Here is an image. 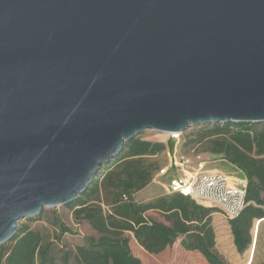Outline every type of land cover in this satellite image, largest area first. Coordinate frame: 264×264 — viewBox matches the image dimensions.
Returning a JSON list of instances; mask_svg holds the SVG:
<instances>
[{"label":"water","instance_id":"obj_1","mask_svg":"<svg viewBox=\"0 0 264 264\" xmlns=\"http://www.w3.org/2000/svg\"><path fill=\"white\" fill-rule=\"evenodd\" d=\"M264 121V0H0V243L146 130Z\"/></svg>","mask_w":264,"mask_h":264},{"label":"trees","instance_id":"obj_2","mask_svg":"<svg viewBox=\"0 0 264 264\" xmlns=\"http://www.w3.org/2000/svg\"><path fill=\"white\" fill-rule=\"evenodd\" d=\"M190 142L204 143L206 151L223 158L247 179L248 204L239 216L229 219L234 244L243 254L253 243L255 220L264 218V121L202 125ZM166 148L163 142L133 137L100 168L86 190L67 203L75 218L86 220L99 236L86 237L87 243L74 251L62 249L61 264H148L142 251L159 255L178 240L183 258L198 253L208 264H228L216 248V207L199 204L180 192L137 200L136 194L162 167L150 158ZM152 212L160 213L164 221L152 217ZM56 224V242L63 246V236L74 231L59 217ZM217 240L231 249L228 227L217 231ZM53 244L41 230L21 225L11 239L0 243V264H59Z\"/></svg>","mask_w":264,"mask_h":264},{"label":"rangeland","instance_id":"obj_3","mask_svg":"<svg viewBox=\"0 0 264 264\" xmlns=\"http://www.w3.org/2000/svg\"><path fill=\"white\" fill-rule=\"evenodd\" d=\"M200 126L202 125H191L185 131L179 133L161 132L149 129L140 134V136L145 139L160 141L167 145L164 152L150 158V161H154L160 166H166L175 156L184 154L191 159V164L182 168L180 174L185 173V170H199V164L202 163V170L220 171L234 178V181H244L247 185V181L244 179L243 173L239 169L227 163L220 156L206 151L204 143L193 145L190 142V139L195 137V133ZM171 174H173L172 171ZM168 178L169 177H157L154 175L151 183L136 194L137 200L148 201L166 194ZM244 182L242 183L244 184ZM41 214V216L38 214L21 220L19 227L25 224L29 225L31 228L41 230L46 240L54 243L53 254L59 264L62 263V249L74 251L77 245H85L87 243L86 237L95 236L98 238L99 236L98 232L95 231L86 220L75 218L72 208L67 204L47 206ZM151 216L158 220H164L163 216L158 212H152ZM56 217H59L63 223L71 227L74 231V233H66L63 236V246L61 243L56 242L55 238L58 233ZM213 224L216 234L218 230L224 227L229 228L230 242L232 245L231 249H227L220 242L217 246V250L228 264H245L248 261V264H264V220H256L254 222V227L252 229L253 243L243 254L239 253L236 249L229 225V219L219 213L214 217ZM183 250L184 249L180 245V240H178L173 248H168L159 255H152L146 251H142V254L148 264H208L198 253L188 258H183L181 256Z\"/></svg>","mask_w":264,"mask_h":264},{"label":"built area","instance_id":"obj_4","mask_svg":"<svg viewBox=\"0 0 264 264\" xmlns=\"http://www.w3.org/2000/svg\"><path fill=\"white\" fill-rule=\"evenodd\" d=\"M190 162L188 156L177 155L155 175L169 177L167 182L169 193L180 192L199 204L216 207L228 219L239 216L248 204L246 184L234 181V178L220 171L202 170V163L199 164V170H185V173L180 174L181 169L191 164Z\"/></svg>","mask_w":264,"mask_h":264},{"label":"crops","instance_id":"obj_5","mask_svg":"<svg viewBox=\"0 0 264 264\" xmlns=\"http://www.w3.org/2000/svg\"><path fill=\"white\" fill-rule=\"evenodd\" d=\"M195 170H196V169H194L193 171H195ZM244 179H245V178H244ZM245 180L247 181V179H245ZM241 182H244V181H241ZM244 184H246V183L244 182ZM166 193H169V192L167 191ZM219 213H221V212H219V211H218V212H215L214 215H213V219H214V217L217 216ZM221 214H222V213H221ZM256 220H264V218H263V219H256ZM256 220H255V221H256ZM161 221H164V220H161ZM229 225H230V224H229ZM230 229H231V228H230ZM231 233H232V231H231ZM232 235H233V234H232ZM233 239H234V237H233ZM218 244H219V243H218V240H217V234H216V248H217ZM142 255H143V254H142Z\"/></svg>","mask_w":264,"mask_h":264}]
</instances>
